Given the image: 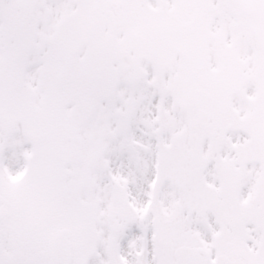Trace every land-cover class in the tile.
<instances>
[{
    "label": "snow or ice",
    "instance_id": "6c2138e0",
    "mask_svg": "<svg viewBox=\"0 0 264 264\" xmlns=\"http://www.w3.org/2000/svg\"><path fill=\"white\" fill-rule=\"evenodd\" d=\"M0 264H264V0H0Z\"/></svg>",
    "mask_w": 264,
    "mask_h": 264
}]
</instances>
